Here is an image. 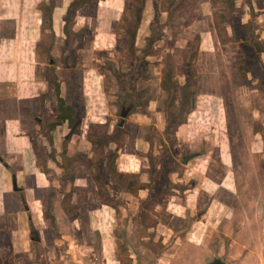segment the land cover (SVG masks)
<instances>
[{"label":"rangeland","instance_id":"374dc122","mask_svg":"<svg viewBox=\"0 0 264 264\" xmlns=\"http://www.w3.org/2000/svg\"><path fill=\"white\" fill-rule=\"evenodd\" d=\"M54 2L0 0L5 144L26 165L2 156L0 212L12 175L44 187L16 248L41 257L28 225L49 264H236L263 245L264 0H72L53 23Z\"/></svg>","mask_w":264,"mask_h":264},{"label":"crops","instance_id":"0c3cea01","mask_svg":"<svg viewBox=\"0 0 264 264\" xmlns=\"http://www.w3.org/2000/svg\"><path fill=\"white\" fill-rule=\"evenodd\" d=\"M72 0H55L54 2V6L52 7V22H58V15L60 13V11H65L67 10V6L71 3ZM21 3V2H20ZM7 4L5 3V6ZM248 6H253L252 1L250 2V4L247 3ZM3 6V5H2ZM2 8V7H1ZM13 19V18H12ZM248 20H243V22H247ZM259 40H264V27L260 29V34L258 36ZM258 56L262 61V64H264V48H262L259 52H258ZM16 83L12 82V81H4L0 78V89L3 87L8 86V88H11V92L6 94V97L8 99H11V97L13 96V92H14V87H15ZM252 90H256V88L253 86ZM2 95V93H0V96ZM2 97V96H1ZM0 97V161H2V156L3 158L5 157V161L6 163L9 164H14L15 161H17L20 164V171H23L26 167L25 165V160L23 158V154L18 153V152H12L9 149V147L6 146V142L7 139L9 137V135H7V129H6V120H10L9 115L7 117H5L4 115V104L2 103V99ZM17 98V97H16ZM37 120H40L39 117H36ZM20 138L22 137L21 134L15 136V138ZM14 150V149H13ZM189 161V160H188ZM37 165V164H36ZM37 175H35V173H33L32 171H28V173L26 172V174L24 175V186H22L21 183H17L16 182V176L15 174L12 175V180L10 183L12 188L11 189H7L5 191L2 192V196H3V200H4V205L6 204L7 206H4V210L0 212V245H2V252H7V255L9 254V256H7V259L5 260L4 258L2 259V255L0 254V258H1V264H49L47 259H46V243L43 241L42 235H41V230L37 229H31L30 225H28V230L30 232L29 236L30 238L35 241L36 245H34L35 247L37 246V248H40V251L42 253L41 257L38 258V260H29L30 256L32 255V253L35 252V249L31 250L30 248H27V251H20V249L16 248V233H17V226H19V223L17 224L16 220L18 219L17 217H15L16 213H19L20 210V206H24V211L26 214H24V212L22 213L23 215H25L27 217L28 220H35V216L34 214L30 211L31 208L29 206L30 203V198H29V194H27L26 192V187L28 185H30L33 190H42L44 189V187L37 182L36 179ZM31 180V181H30ZM15 182V183H14ZM204 181L201 179L199 180L198 183H203ZM192 183H197V182H192ZM205 189L203 187H199L196 189V195L194 196V208L195 211L196 209H205L204 213L201 214L199 216V218L194 219L193 222V228L196 226V224L201 221L203 222L204 219H206L207 217V211H208V205L206 206L205 204L202 205V207H200L199 205V196L202 195ZM209 201H211V199L213 198L212 194H209ZM28 204V205H27ZM29 212V213H28ZM181 220V219H180ZM238 221V219H237ZM248 222V227H252L253 226V222L254 219L248 218L247 220ZM4 222L6 224H4ZM241 222L243 223V226H245L244 222L245 220L242 218ZM246 228L242 227V235L240 234V236L245 235ZM252 240L253 243L251 245V248H247V247H243L242 252L246 253L244 255H242L241 260H239V262H237L236 264H249L250 263V258H252L255 262V264H264V244L263 245H259V244H254L255 241V237L254 234L252 236ZM1 252V250H0ZM1 252V253H2ZM18 252V253H17ZM25 252H27V255H25ZM28 257V259L26 258ZM261 257V259H260ZM77 258V257H76ZM79 258V257H78ZM81 261L84 260V257H80ZM4 261V262H3Z\"/></svg>","mask_w":264,"mask_h":264},{"label":"trees","instance_id":"16d2710c","mask_svg":"<svg viewBox=\"0 0 264 264\" xmlns=\"http://www.w3.org/2000/svg\"><path fill=\"white\" fill-rule=\"evenodd\" d=\"M248 4H250V2H248ZM56 93L58 94V90H56ZM57 99H58V104H59V112L57 113V115L60 117V119H67L68 122L70 124H72V117H71V107L64 105V103L62 102V98L60 97V95H57Z\"/></svg>","mask_w":264,"mask_h":264},{"label":"flooded vegetation","instance_id":"af4514ba","mask_svg":"<svg viewBox=\"0 0 264 264\" xmlns=\"http://www.w3.org/2000/svg\"><path fill=\"white\" fill-rule=\"evenodd\" d=\"M130 109H131L130 104L125 105V104L122 103L120 105V114H124V116H125V115L128 114V112H129ZM120 123H121V121H120Z\"/></svg>","mask_w":264,"mask_h":264},{"label":"water","instance_id":"95a60500","mask_svg":"<svg viewBox=\"0 0 264 264\" xmlns=\"http://www.w3.org/2000/svg\"><path fill=\"white\" fill-rule=\"evenodd\" d=\"M121 116L124 117V114H121ZM121 123H122V121H121ZM14 183H15V182H14ZM214 264H223V263L220 262V261H217V260H216Z\"/></svg>","mask_w":264,"mask_h":264}]
</instances>
